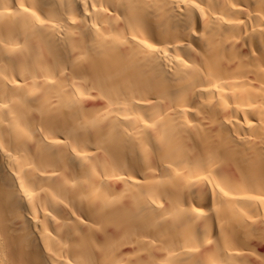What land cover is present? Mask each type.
Here are the masks:
<instances>
[{"label": "bare ground", "instance_id": "6f19581e", "mask_svg": "<svg viewBox=\"0 0 264 264\" xmlns=\"http://www.w3.org/2000/svg\"><path fill=\"white\" fill-rule=\"evenodd\" d=\"M195 3L0 0V264H264V0Z\"/></svg>", "mask_w": 264, "mask_h": 264}, {"label": "snow or ice", "instance_id": "6c2138e0", "mask_svg": "<svg viewBox=\"0 0 264 264\" xmlns=\"http://www.w3.org/2000/svg\"><path fill=\"white\" fill-rule=\"evenodd\" d=\"M185 2L187 3V6H188L189 8H192L193 10H195V9H199V8H200V5H199L198 3H195V0H185ZM21 7L23 8V11H24V12H26V13L29 12V7H23V5H22ZM201 11H202V9H201ZM31 15L35 16V13H34V12L31 13ZM37 19H39V17H37ZM40 23L43 24L44 21H43V20H40ZM72 23L74 24V23H76V21L73 20ZM131 39H132V40H135L136 37L133 36V37H131ZM140 43H141V44H144L145 42H144L143 40H141ZM145 46H146V48H148V49H150V50H152V51H154V52H155V51H159L161 55H166V53L163 52L162 49L154 48L152 44H146ZM149 119H151V117H150ZM146 126L150 128L152 125H151V124H147ZM77 155H79V153H77ZM221 192H223V189H221ZM223 194H224L225 196H227V193H226V192H223ZM203 214H204L203 212H199V215H203Z\"/></svg>", "mask_w": 264, "mask_h": 264}, {"label": "rangeland", "instance_id": "374dc122", "mask_svg": "<svg viewBox=\"0 0 264 264\" xmlns=\"http://www.w3.org/2000/svg\"><path fill=\"white\" fill-rule=\"evenodd\" d=\"M196 243H197V242H196ZM196 243H195V244H196ZM185 244H186V243H185Z\"/></svg>", "mask_w": 264, "mask_h": 264}]
</instances>
